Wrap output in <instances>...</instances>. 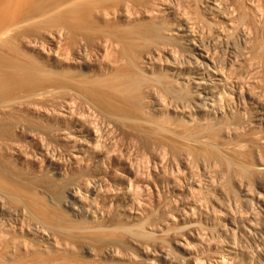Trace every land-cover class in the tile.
<instances>
[{
    "label": "bare ground",
    "instance_id": "6f19581e",
    "mask_svg": "<svg viewBox=\"0 0 264 264\" xmlns=\"http://www.w3.org/2000/svg\"><path fill=\"white\" fill-rule=\"evenodd\" d=\"M167 1H171V0H0V264H67V261L65 260V258L67 257L66 255L70 254L71 253L70 251L72 250V248L70 247V245L67 241H68V239H71V238H78L77 233L79 232V221H84V223L92 225L93 228H97V229L98 228L112 227L111 230L113 232H115L116 230H119V231L124 232L126 234L130 232L132 237L134 236L135 238H138V239H140V238L145 239V238L153 237L151 235V233L153 231L152 230H151L152 232L149 231L151 233L146 232L147 230L143 227L144 218L148 215V213L146 216L141 214L142 217L144 216L143 221L141 222V224H138L139 226H136L137 228L134 231H132L134 228L132 229V227H128V225H131L132 222L137 223V222L141 221L142 217L140 215H133L132 211L130 212V210H134L133 208H135V207L137 208V206L138 207L142 206V205L136 206V204L139 203L138 200L140 199V197L143 194L145 197V195H146L145 193H147L145 188L150 189L149 188L150 183H151L150 179L153 180L154 178H151V174H150V179L149 178L144 179V178L148 177L146 175H144V178L140 176L141 174H144V172H145V171H142V169H147L146 168L147 166H145L143 168H140L142 166H140V167L138 166L140 168V169L139 168L138 169L141 170V172H142L140 175H138L139 174L138 172H140V171H136L137 167L133 164L136 167V169H134L133 168L134 166H132V163H129L128 160L126 159L128 154L127 155L124 154V155H126V158H125V156H122L123 155L122 152H125V151L119 150V152L122 151L120 153V155L122 154L121 156L119 155V153L117 154V152H116V154H114V152H115V150L118 151V149L120 148L118 146V143L121 140L122 135L124 133H127V134L131 133L130 136H132V137H130V136L129 137L133 138V136H134L133 133L136 132L135 133V135H136V134H138L137 133L138 131L141 130V132H142V128L145 129L144 127H141V129L138 130V128L140 126H146V125L151 124L149 122H152L151 125H154L153 124L154 121H152V119H153L152 117L154 116L155 113H152L153 114L152 117L149 115L150 117H148V118H151V120H148L146 115L150 111H147V113H146V111H144L146 115L142 111L143 106L141 107V105H142L141 101H143V99H147V97H145V95H144L147 93H143L144 92L143 90H145V88H146L145 92H147L149 90V93H150L151 89H152L151 88L152 82L153 83L156 82V84H154V86H157V84H160L162 82V80L164 81V80H166V78L163 76L153 75V77L151 79H149L148 77L145 76V74H143V72L141 71V67L144 65L146 66L147 62H148V61L146 62V60H145V58H146L145 52H147V51H143V47H144L143 45H151L152 44V46H154L157 44V46L158 45L163 46V48H164L165 45L168 44V46H169V43L171 44V42L173 43V42H177V41L175 40L176 38L170 37L169 35L168 36L163 35V33L161 32V27L158 26L160 24H156L153 22L149 25H141L140 19L142 17H150L151 20H153L156 17H152L150 12H152L153 10H155L157 8H163ZM180 1H182V0H180ZM179 2H177L178 6H179ZM197 2L199 4L200 1L197 0ZM203 2H205V5H206L209 13L216 16L217 19H218V17H220L219 19H221L224 16L223 14L228 13V10L226 9L228 6L227 4L231 5V8H230L231 10L232 9H234V11L236 10V14H237V12L239 13L238 18L240 20L242 19V20L246 21L245 19H247L248 17L251 16V15H248V14H250L249 12H246V9H245L246 4H244L245 0H203ZM247 2H249V4L253 6V8H254V6L257 7L256 12H258V10H257L258 8H264V0H248ZM169 3L167 5H169ZM194 3H196V2H194ZM180 5H181V3H180ZM205 5H203V7ZM147 6L152 8V9H150L151 11H149L147 9ZM170 6L171 5H169L168 7L172 8ZM181 6H180V10H182V9L184 10V8L187 7V6H184V7L182 6L183 7L182 8ZM197 6L198 5H196V7ZM199 6H201V4ZM190 7H187L186 10H184V11L188 10V12H189L190 10L188 8H190ZM246 8H248V7H246ZM250 8L252 9V7H250ZM165 9H166V11H168L167 7ZM192 9L195 13L194 15L196 16L197 15L196 13H198V11L200 12V10H202L203 8L202 9L200 8V10L197 9L198 11H195L194 8H192ZM192 9H191V11H192ZM224 9L227 10L226 13H225ZM251 9H249V10H251ZM157 10H159V9H157ZM161 10H164V8ZM223 11H224V13H223ZM251 11H252V13L255 12V10H253V9ZM156 12H152L153 16L156 15V14H154ZM169 12L170 11H168V14H169ZM176 12L177 11H175V13ZM232 12L233 11H231L229 13L231 15V17H232V14H231ZM260 12H263V11L260 9ZM163 13L165 14L164 11H163ZM186 13H184V14H186ZM202 13L203 12H201L200 16L202 15ZM209 13H207L206 15H208ZM162 14H160V15H162ZM177 14H180V13H177ZM184 14L182 15V17H179V16H181V14L179 16L177 15V18L179 17L178 20H175V17H172L175 20V21L173 20V23H176V25H177V26L175 25L176 27L173 26L172 28H174L177 31L176 32L177 38L178 37L181 38L182 41H185L188 44V46H190L189 45L191 42V39L189 36V31H190L189 29L190 28H189L188 21L185 18H183ZM229 14L227 16H229ZM255 14H257V13H255ZM192 15H193V13H192ZM198 15H199V13H198ZM221 15H223V16H221ZM189 16L187 13V17H189ZM203 16H204V14H203ZM227 16H226V18H230V16L229 17H227ZM253 16H254V13H253ZM119 17L126 20V21H130V19H136L135 22H137V23H135L131 26H129L128 24H126V25L117 24V23L115 24L114 20H118ZM204 17L203 18L202 17H198V18L196 17L197 19L202 18V23H200L201 25L203 24ZM216 17H215V19H216ZM234 17H232V19H234ZM180 18H182V19H180ZM224 18H225V16L223 17V19ZM250 18L247 21H249L251 23L252 19H250ZM166 19H168V18H165V20ZM171 19H169V20H171ZM193 19H194V17H193ZM207 19L205 21H207ZM240 20H238V21H240ZM242 20H241V22H242ZM194 21H196V20H194ZM194 21H193V23H194ZM205 21H204V23L209 22V21L208 22H205ZM213 22H212V24H213ZM227 22H228V19H227ZM233 22H236V21L233 20ZM249 22H247V23H249ZM222 23H223V21H222ZM209 24L212 26L211 23H209ZM209 24H207V25H209ZM225 24H227V23H225ZM203 25H205V24H203ZM230 25H231V23H230ZM243 25H244V23H242L241 26H243ZM196 26H198V25H196ZM206 26H203V27H206ZM247 26H248V30H249V28L252 26V23L250 25L247 24ZM231 27H234V25ZM244 27L246 28V26H244ZM208 28H207V30H208ZM191 29H193V28H191ZM227 29L228 28L226 27L225 31H228ZM252 29H253V27H251L250 31ZM236 30H238V28ZM201 33L203 34V32H201ZM236 33L239 34L238 32H236ZM233 35H235V33H233ZM215 39H216V37H215ZM229 39L231 40V37ZM181 40H179V41H181ZM182 41H181L182 44L185 43ZM214 41H212V42H214ZM227 41H228V39H227ZM217 42L219 44V40ZM177 44H178V42L176 43V46H177ZM215 44H216V42H215ZM215 44H214V47L216 46ZM203 45H204V43H203ZM170 46L174 47L175 44L173 46L171 44ZM205 46H207V45H205ZM146 47H149V46H146ZM212 47H213V45H212ZM141 48H142V53L145 56L141 55L142 53H141V51H139V49H141ZM149 48H147V49H149ZM157 48H156V51H157ZM159 48L161 49L162 47H159ZM153 50L155 51V49H153ZM200 50H199V52H200ZM161 51H162V49H161ZM95 52L97 55H95L96 57H94V59H92V55H94ZM155 52H153V53L155 54ZM179 52H180V49H179ZM148 53H149V51H148ZM153 53H151V54L153 55ZM177 53H178V50H177ZM207 54H206V56H207ZM201 55L202 54L200 53V57L202 58V60L207 62L208 59L205 60L206 58H204ZM210 56H211V54H210ZM176 61H178V60H176ZM126 62L130 65L131 69H128V68L124 69L125 65H127V64H124ZM215 62H217V61H215ZM177 64H178V62H177ZM123 65H124V67H123ZM215 65H216V63L214 64V66ZM207 66H208V64H207ZM210 70H212V69H210ZM220 72H219V74H220ZM190 73H188V74H190ZM199 73L201 74V72H199ZM206 79H209V78H206ZM186 80H187V78H186ZM201 81H202V79H201ZM219 81H221V80H219ZM148 82L150 85H149V87L148 86L147 87L150 89L147 90V87L144 85L146 83L148 84ZM197 82L194 84H196V86L198 87V86H200V84L202 82L201 83H199V81H197ZM164 84L161 83L159 87L162 86L164 92L171 93V95H172V91L175 89H171L168 84H167L168 86L166 84L165 85ZM180 85H181V83L179 84V86ZM188 85L189 84H187V86ZM204 86H206V84ZM183 87H185V85H183ZM188 87H190V86H188ZM192 87L193 86H191V89H192ZM215 87H216V84H215ZM154 89H155V87H154ZM159 89H158V91H159ZM195 89H196V87H195ZM170 90H172V91L170 92ZM181 90H184L185 92L180 91V93H179V91L177 89L178 93H175V91L173 93L175 94L174 96H177L178 98L181 97L179 99H181L182 101L185 97L190 98L189 96L193 95L191 92H189L190 90L189 91L186 89H181ZM212 90H213V88H212ZM215 90H217V89H215ZM152 91H153V89H152ZM160 91H162V90L160 89ZM186 91L189 92L188 93L189 96L186 95L184 97L183 93L186 94L187 93ZM196 91L198 92V89H196ZM153 92H155V91H153ZM156 93H153V94H156ZM151 94H152V92H151ZM162 94L163 93H161V95ZM157 95L158 94H156L155 96H157ZM169 95H168V97H171L172 98L171 100H174L175 98H177V97L174 98V97L169 96ZM194 95L195 96L197 95L198 99H200V101L202 99L204 100L205 99L204 97H206V98L208 97L207 92H205L204 90L201 91L199 94L196 93ZM214 95H212V98ZM240 95H242V94H240ZM162 96L165 97L167 95H162ZM193 96L190 99H188V100H190V102L187 101V103H189V104L191 102H192V104L197 103V101H198L196 99L197 96L195 98ZM141 97H142V100L140 101ZM143 97H145V98H143ZM182 97H183V99H182ZM156 98H158V96ZM209 98H211V97H209ZM248 98H251V97H248ZM252 98L250 99L251 102L257 101V100H253L255 98H253V99ZM155 100L157 101V99H155ZM155 100H154V102H152L153 105L155 104ZM182 101H180V104ZM161 102H162V100H161ZM172 102L170 105H172ZM175 102H179L178 99H175ZM183 102H185V101H183ZM158 103H159V101H158ZM187 103H185V104H187ZM203 103L206 104V102H204V101H203ZM212 103L213 102H211L210 104L212 105ZM255 103H257V102H255ZM255 103H254V105H256V106L258 104L257 110L259 107L260 113L263 116L262 118H264V105H259V103H257V104H255ZM182 104L184 105V103H182ZM210 104H208V105H210ZM208 105H206L207 108H209ZM219 105H221L220 102H219ZM163 106H164V103H163ZM188 106H191V105H188ZM199 106H200V103H199ZM206 106H204V107H206ZM159 107H161V106L159 105ZM174 107H176V106H174ZM200 107L204 108L203 105H201ZM200 107H198V108H200ZM211 107L213 108V106H211ZM183 109H184V111H186V108H183ZM254 109H256V108H254ZM176 110H177V108H176ZM213 110H215V108H213ZM201 111H200V113H201ZM205 111H208V109ZM210 111H212V109H210ZM152 112H155V111H152ZM197 112H198V110H197ZM214 112H217V111H214ZM208 113H209V111H208ZM201 115H203V113ZM210 115H211V113H210ZM154 117H156V114ZM203 117H204V115H203ZM205 117L208 118L209 116L207 115ZM207 118H205V119H207ZM209 118H211V117H209ZM225 118H227V117L225 116ZM188 119H190V118H188ZM197 119H198V117H197ZM221 119H222V117H221ZM259 119H260V117H259ZM261 119L259 121L263 120V119L262 120ZM204 120H203V122H201L202 120L201 121L199 120V121L202 124H204L205 123ZM226 120L228 121V119H226ZM142 122H144V123L148 122L149 124L146 123L144 125ZM192 122H193V120H192ZM192 122H190V123H192ZM196 122H197V120L195 121L194 124H196ZM217 122H218V120H217ZM159 123H161V122L159 121ZM201 123H199V125ZM216 123H215V126H217ZM140 124H142V125H140ZM155 124H157V123H155ZM251 124L253 125V123H251ZM186 125H188V124H186ZM223 125H224V123L222 124V127H224V129L228 126V125L227 126H223ZM237 125H239V124H237ZM246 125H248V123H246ZM155 126H156V128L152 129L154 132L157 133V131L160 129L161 132L163 131V133H164V130L166 129V128L164 129L165 126L154 125V127ZM158 126H162V127L158 128ZM196 126H198V125L196 124ZM196 126L192 125L193 128H191V129L195 130L196 133L198 134L197 131L199 129H200L199 131H201V128H200L201 126L200 127L198 126V128H197L198 130L194 129V127L196 128ZM150 127H152V126H150ZM206 127H207V125H206ZM208 127H210V126H208ZM222 127L220 126L219 130L222 129ZM162 128L164 130H162ZM204 128H205V126H204ZM217 128H215V129H217ZM156 129H157V131H155ZM205 129H203V131L199 132V134L203 133L205 131ZM210 129L212 131H216V130H214V127L210 128ZM187 130H189V129H187ZM227 130H228V127H227ZM170 131H172V129L169 130L168 132L171 133ZM208 131L206 130L205 132L207 134L212 133V131L209 133H208ZM154 132H151V134ZM158 132L160 133V131H158ZM174 132H175V130H174ZM184 132H182V133L184 134ZM188 132H190V131L186 132L187 133L186 136L190 135V134L188 135ZM172 133H173V131H172ZM192 133L195 136L197 135L193 131H192ZM219 133H221V131H219ZM228 133H230V131ZM160 134L162 135V133H160ZM177 134H180V133H177ZM193 134H191L192 136L190 135V137L193 138L194 137ZM213 134H211V136ZM215 134L217 135V132ZM144 135H145V133H143V137L146 138V136H144ZM201 135H203V134H201ZM201 135H199V136L197 135V137H201ZM204 135H206V134H204ZM224 135H226V134H224ZM137 136H136V138H137ZM140 136H141V133H140ZM152 136H153V134H152ZM154 136H155V134H154ZM174 136H175V134H174ZM177 136L178 135H176V137ZM219 136H221V134ZM190 137H188V138H190ZM204 137H206V136H204ZM208 137H209V139H211L210 136H207V138ZM215 137H213L214 140L211 139L212 142L214 141V143L211 142V144H215V141H216ZM155 138L157 139L158 137H155ZM165 138H169V137L167 136ZM192 138H190L189 140H191ZM207 138H205V141ZM134 139L135 138H133V140L130 139V141H135ZM140 139H141V137H140ZM160 139H158V140H160ZM162 139H163V137H162ZM234 139H236V138H234ZM144 140H143V143H144ZM147 140L150 141L149 139H147ZM182 140H184V139L182 138ZM194 140H196V139H194ZM194 140L192 139L191 141H194ZM199 140L200 139H198V141ZM211 140H209V142H207V143L210 144ZM13 141L16 142L17 144L12 145L10 148V151L8 153L4 149V147H5L6 143H12ZM23 141L25 142L24 144H28V143H31V145L35 144L37 151H38V152L37 151L36 152L39 155L38 158H41V159L39 161V159L34 156L36 152L33 154V157H35L36 161H39V162H36L34 159H32V156L30 155L31 150L30 151L27 150L28 152H30L29 156L26 153H25L26 155H23V152L22 153L20 152L21 150H19V146H20L19 144L22 143ZM240 141H239V143H241ZM253 141H257V139L252 140V144H253ZM26 142H28V143H26ZM145 142H147V141H145ZM155 142H157V141H155ZM244 142H247V141H244ZM194 143H193V145H195L197 142L195 144ZM204 143L202 145H204ZM144 144H146V143H144ZM228 144H230V143H228ZM237 144L238 143H236V145ZM217 145L219 146V144H217ZM221 146H222V144H221ZM34 147H31V148L34 149ZM58 147L61 148L60 149L61 151L64 150L63 152H65L66 157H68V158H66L68 161L66 159L64 160L66 166L69 167L68 170H66L65 167L62 166L63 165L62 164L63 159L61 158L62 161H60L61 159H59L60 155L63 152L60 154V153H57L56 151H54V152L51 151V148L56 149ZM186 147H187V144H186ZM206 147H208V145ZM215 147H217V146H215ZM59 148L57 151H59ZM210 148H214L213 145ZM202 149H203V147H202ZM235 149H236V147H235ZM240 149H238V151H237V149H236V151L232 149V151H233V153L236 152V154H237V152H239ZM214 150H216V149H212V151H214ZM126 151H127V148H126ZM210 151H211V149H210ZM242 151H243V149H242ZM247 152L246 153L244 152L243 154L247 155ZM228 153H229V150H228ZM233 153L230 152V154H233ZM216 154H218V150H217ZM221 154H222V152H221ZM243 154H242V156H244ZM114 155H119L117 157H120L121 159H123L124 162H125V160H127L126 161L127 163L126 162L122 163V160L120 159L121 160L120 161L119 158L117 159V157ZM218 155H220V153ZM215 156H217V155H215ZM222 156L223 155H220L219 158ZM238 156H240V155H238ZM224 157L225 156H223V159H225ZM226 157H228L227 154H226ZM124 158H125V160H124ZM200 158H202V157H200ZM219 158L217 156L215 158V160L216 159L219 160ZM223 159H221V160H223ZM66 161H67L68 165H67ZM224 161H226V159ZM227 161H226L227 163L231 162L230 159H228ZM32 163H36V166ZM232 163H233V160H232L231 164ZM126 164L127 165L129 164V165L126 166ZM130 164H131V166H130ZM231 164H229V165H231ZM235 164H233V165H235ZM240 165H238L239 168H240ZM241 166H243V165H241ZM62 167H64V169ZM148 167H149V165H148ZM243 167H246V166H243ZM243 167H241V168L243 169ZM241 168L238 169V171H240ZM243 170H245V172H246V169H243ZM243 170H241V171L244 174L245 172ZM249 170H251V169H249ZM262 170H263L262 172H264V169H262ZM112 172L114 175L117 172L125 173V175L122 174L124 176V178H122V182H120V184H118L119 182L117 183V181L114 182V183L118 184L116 188L114 186L115 192H117L116 198L118 196H119V198H123L124 202H125L124 203L125 207L127 206V209H123V212L126 211L124 213H119L121 211L120 210L118 211V209H120L119 207H121V204L119 205L118 200H121V199H117V200L111 199L112 196H108V194H111V193H112L111 195L114 194L112 192L113 191L112 190L113 183L111 182L112 188H110L111 185L110 186L108 185L109 181H111L112 178H115V176H113ZM146 172L150 173L149 169L146 170ZM160 172L161 171H159V173ZM157 173H158V171H157ZM117 174L120 175V173H117ZM245 174H247V173H245ZM163 175H165V173ZM247 175H245L246 178H248ZM117 177H119V176H117ZM160 177L162 179V173H161ZM243 178H245V177L243 176ZM169 179H167V180H169ZM262 179L263 178H261L260 180H262ZM163 180H160V181L162 182ZM167 180L163 181V182L167 183ZM171 180H173V179L171 178ZM244 180L247 181L246 179H244ZM240 181L242 182V180H240ZM155 182L158 183L159 181L156 180ZM155 182H154V184H155ZM253 182H254V180H253ZM156 184H155V186H157ZM234 184H236V183H234ZM238 184H239V182H238ZM238 184L234 185V187L237 186ZM261 184L263 185V183H261ZM169 185L170 184L168 181L167 186H169ZM246 185H249V184L246 183ZM262 185H261V188H262ZM152 186L153 185H151V187ZM155 186H153L152 188H154ZM172 187H175V186H172ZM108 188L111 189L110 190L111 193H108L109 192ZM239 188H241V187H239ZM144 189H145V193H143ZM148 189H147V191L149 192ZM154 189L156 191L158 188L157 189L154 188ZM242 189H243V187H242ZM155 191H153V192L155 193ZM153 192H152V194H153ZM141 193H143V194H141ZM157 193H158V191H157ZM249 194H253V193H249ZM148 195H150V192ZM158 195H160V192ZM218 195H219V193H218ZM236 195H238V194L236 193ZM152 196H148V197L152 198ZM233 196H234V193H233ZM253 196H255V195H253ZM137 197L139 199H137ZM154 197H156V196H154ZM246 197H247V193H246ZM62 198L65 199V200H62L64 207L68 208V210L70 209V212H71L70 215L73 217V219L71 221L66 222V223L63 222L62 217L57 214V211H56L55 207L53 206V203L55 201L60 200ZM113 198H114V196H113ZM141 199H143V197H141ZM231 199H234V198H231ZM254 199H255V197H254ZM136 200L138 203L136 202ZM248 200H245V201H248ZM139 201H141V200H139ZM259 201H260V198H259ZM241 202H243V201L241 200ZM252 203H253V200L250 201V203H248V204L251 205ZM254 203H255V201H254ZM140 204H141V202H140ZM142 204H144V203H142ZM244 205H247V204H244ZM259 205H258V207H260ZM263 205H264V203H263ZM139 208L141 211H143V209H141V207H139ZM127 210L129 211V213H127L128 212ZM137 210H138V208H137ZM181 211H183V209ZM135 212H137V211H135ZM138 214H140V212H138ZM253 214H254V212H253ZM222 215H223V213H222ZM226 218H228V217H226ZM239 220H241V219H239ZM6 222H12L13 223L11 228L7 227ZM251 223L248 226H252ZM233 225H235V224L233 223ZM241 227H240V229H242ZM244 228H245V230H248V229H246V227H244ZM244 228L242 230H244ZM249 228H251V227H249ZM263 228H264V225H263ZM156 229H159V228H156ZM255 229H256V227H255ZM163 232L164 231L162 230V233ZM231 232H232V230H231ZM235 232H237V231H235ZM155 233H157V232L155 231ZM160 233H161V231H160ZM246 234L248 235V233H246ZM154 235H156V234H154ZM250 236H252V235H250ZM31 237L32 238L35 237V239H36V237H37V239L39 238L42 245L41 246L39 245L38 247H36L37 244L36 245L34 244L35 247H31V246L27 245V243H26L27 239L26 238H31ZM245 237H247V236H245ZM24 239L26 242L24 241ZM196 240H198V239H196ZM228 240H230V239H228ZM112 241H114V240H112ZM37 242H38V240H37ZM201 242H203L202 239H201ZM230 242H232V241H230ZM38 244H40V243H38ZM198 245H200V244H198ZM227 245H229V244H227ZM32 246H33V244H32ZM119 246H121L120 242L110 243L107 245L108 249H106L102 255H96V257L97 256H101L104 258L116 257L115 254L118 250L117 247H119ZM135 246H136V250H137V253L139 254V256L145 260L144 261L145 264H155L156 262H157V264L158 263L159 264H171L170 261H172L173 258H175L174 256H172V254L170 256V252L168 250H167V252H165V251L161 252L160 251L161 253H158V254L155 250V252L157 254V259H155L156 256H155V258L153 257V252H149L150 249L148 250V248L144 247L141 243H137V245H135ZM230 248H232V247H230ZM179 250H181V249H179ZM67 252H70V253H67ZM187 252L181 253L183 255V258H184L183 261H180L177 258L176 259L177 261L174 259L175 262L180 261V262H183L182 264H196L194 258L193 257L191 258V256L188 255L189 252L188 253ZM84 253L89 255V256L95 257V254H94L95 251L89 245L85 246ZM150 253H152V254H150ZM170 257H171V259H170ZM174 264H177V263H174ZM179 264H181V263H179Z\"/></svg>",
    "mask_w": 264,
    "mask_h": 264
},
{
    "label": "rangeland",
    "instance_id": "374dc122",
    "mask_svg": "<svg viewBox=\"0 0 264 264\" xmlns=\"http://www.w3.org/2000/svg\"><path fill=\"white\" fill-rule=\"evenodd\" d=\"M179 1L180 0L167 1L165 3V6L163 7L164 10H161L163 8H157L159 10L155 9L152 11V12L157 11L156 13H154V14H156L155 16H153V13L150 12L152 17H156L153 20H151L150 17H142L140 19L141 25H149L153 22L156 24H160L158 26L161 27V32L163 33V35H165V36L169 35L170 37L176 38L175 40L178 42L177 46H176L177 42H173L176 46V47L174 46L175 48L170 46L171 44H172V46L174 45L172 42H171V44L169 43V46H168V44L165 45V47H164L165 49L163 48V46L158 45L159 47H162L161 48L162 51L157 46V44L156 45L153 44L155 47L152 46V44L151 45H143L144 46L143 51H147V52H145L146 56L142 53V48L139 49V51H141V53H142L141 55L142 56L144 55L146 57L145 58L146 62L148 61L146 66L144 65L141 67V71L143 72V74H145V76L148 77L149 79H151L153 77V75L163 76L166 78V80H164V81L162 80L161 83L162 84L165 83L166 85L168 84L171 89H175L173 91L170 90V92L172 91V95H171V93H168V92H167L168 93L167 94L166 92L163 91L162 86L159 87L161 83L157 84V86H154V84H156V82L155 83L152 82L151 88L155 92H153L151 89V92H152V94H151V92L149 93V90H148V89H150V88H148L150 85L148 82V84L146 83L144 85L146 87L148 86L147 87L148 91L145 92L146 91L145 87H144L145 90H143L144 91L143 93H147V94H144L145 97H147V99H143V101H141L142 97L140 98V101L142 104L141 107L143 106L142 107L143 113L145 114L144 111H146V113H147V111H150V112H148L147 115L145 114L147 116V118L150 116L152 117L153 116L152 113H155L156 117H154L155 114L152 117L154 119V120L152 119V121H154L153 124L154 125H163V126H165L164 129L165 128L166 129L164 130L162 128V130H164V133H163V131L161 132L160 129L158 130V131H160V133H162V135H161L157 131V129L161 128L162 126H158V128L155 130V131H157V133H156L152 130V129L156 128V126L154 127V125H151L152 122H149L151 124L146 122L149 125L140 126L138 128V130L141 129V127L145 128V129L142 128V132H141V130L137 132L139 135L138 134L135 135L136 132L133 133V135L135 136V137L133 136V138H135L134 139L135 141H130V139L133 140V138H130V137H132V136H130L131 133H128V134L124 133L122 135L121 140L118 143V146L120 148L118 147L119 148L118 151L115 150V152H114V154H116V152H117V154L119 153V155H120V153L122 151H125L126 153L122 152L123 155L122 154L121 155L125 156V158H126V155L128 154L126 159L128 160L129 163H132V166L135 165L137 167V169L140 166H142L140 168L147 166L146 167L147 169H142V171H145L144 174H141L142 172H141V170H139L140 168L137 170L136 167L134 166L133 168L136 169V171H140V172H138L139 173L138 175L141 174L140 176L143 178H144V175H146L148 177L145 176L146 178H144V179H147V178L150 179V174H151V178H154L153 179L154 181L152 179H150L151 180L150 181L151 183L149 186L150 189L145 188L147 193H145V189H144L143 193H145L147 196L145 195V197H144V194L141 193V194H143L141 196V197H143V199H141L140 196H139L140 199L137 197V199H139L141 201L138 200V202H139L138 203L136 200V202L138 203V204H136V206L142 205L139 207H141V209H143V211H141L138 206H137V208L139 211L137 210L136 207L133 208L134 210H130V212L132 211L133 215H140L141 216V214H143L144 216H146L147 213H148V215L145 218H144V216L143 217L141 216L142 217L141 221H139L137 223L132 222L131 225H128V227H132V229L134 228L132 230V231H134L137 228L136 226H139L138 224H141V222L143 221V218H144L143 227L147 230L146 232H149L152 230L153 232L152 231L151 232L153 234L151 232H149V233H151V235L153 237L145 238V239H143V238L138 239V238H135L134 236L132 237L130 232L127 234L124 232H121L119 230H116L115 232H113L111 230L112 227L98 228L97 229V228H93L92 225L84 223V221H79V232L77 233L78 238H71V239H68V241H67L69 243L70 247L72 248V250L70 251L71 253L67 252L70 254L66 253L67 257L64 255L66 257L65 260L67 261V264H145V262H144L145 260L143 258H141L139 256V254L137 253L136 246H135V245H137V243H141L144 247L148 248V250L150 249L149 252H153V257L155 258V256H156L155 259H157L158 253H161L162 251L167 252V250H168L170 252V256L172 254V256L175 257V258L172 257L173 258L172 261L169 260L171 264H174V263H177V264L181 263L182 264L183 262H180V261H183L184 258H183V255L181 253L187 252V251L189 252V253L187 252L188 255H190L191 258L192 257L194 258L196 264H264V228H263V225H264V211H263L264 210V205H263V203H264L263 202L264 201V199H263L264 198V193H263L264 192V189H263L264 188V172H262L263 171L262 169H264V118H262L263 116L260 113L259 107L257 110V106H258L257 103H259V105H264V40H263L264 39V37H263L264 36V15H263L264 14L263 13L264 8H258L257 9L259 12L258 13V12H256L257 7L254 6V8H253V6L250 5L249 2H247L248 0L247 1L245 0L244 4H246L245 6L248 7V8L245 7L246 12H249L250 14H248V13L247 14L251 15L250 16L251 18L248 17L245 20L247 21L249 18L252 19L251 20V23H252L251 27H253V29L250 31L251 27L249 26L250 28L248 30L247 24L250 25L251 23L249 21H247V22H249V23H247L246 21H244L242 19H241L242 20V22H241V20L238 18L239 13L237 12V14H238L237 15L236 10L235 11H234V9L231 10L230 4H227L228 6L226 8L228 10V13H226L227 12L226 9H224L226 14H223L224 11L222 13L225 16V18L223 19L224 16L221 15L223 17L221 19H219L220 17H218V19H217L216 16L209 13V11L207 10V7L205 5V2H203V0H198V1H200L199 4H198L197 0L196 1L195 0H192V1L191 0H185V1L182 0L180 2ZM193 1L196 3H194ZM177 2H179V6H178ZM168 3H169V5H171L170 7H172V8L168 7L169 6V5H167ZM180 3L183 7L184 6L190 7L191 6L190 8L191 9L194 8L195 11L200 10V8L201 9L205 8L206 10L202 9L203 11L202 10H200V12L198 11L199 15H198V13H196L197 15L195 16L193 9L191 11V9L188 8L190 10L189 12H188V10L184 11V10H186L187 7L184 8V10H183L182 9L183 7L180 5ZM195 4L198 6L201 4L202 7L197 6L198 7L197 8ZM203 5H205V6L203 7ZM180 6L182 7L181 8L182 10H180ZM166 7H167V10L170 11L171 13L169 12V14H168V11H166V9H165ZM250 7H252V9L255 10V12H253L254 16H253V13L251 11L252 9ZM147 9L149 11H151L150 9H152V8L147 6ZM229 9L234 12V13L233 12L231 13L232 17L237 16L236 18L234 17V19H232L231 15L229 14L231 12ZM249 9H251V10H249ZM260 9L263 12H260ZM163 11L165 12V14L163 13ZM175 11H177V12L175 13ZM158 12L159 13L161 12L160 14H162V13L163 14L160 15ZM186 12L188 13V16L190 15L192 18L190 16L187 17ZM201 12H203V13L200 16ZM177 13H180L181 16H179L180 14H177ZM182 13L183 14L186 13V14H184L183 18H185L188 21L189 28H190L189 29L190 30L189 36L191 39V42L189 44L190 46H188V44L185 41H182L181 38H179V37L177 38V34H176L177 31L174 28H172L173 26L174 27L177 26L176 23H173L174 18H172V17H175V20H178L179 17H182V15H183ZM192 13H193V15H192ZM207 13H209L211 16L209 14H208L209 16L206 15ZM255 13H257V14H255ZM203 14L205 17L203 16ZM228 14H229L230 18H226V16ZM177 15L179 16L178 18H177ZM229 16H227V17H229ZM193 17H194V19H193ZM196 17L197 18L198 17H202V18L204 17V19L205 18L206 19L208 18V19H207V21H205L206 19L205 20L203 19V24H205V25H203V24L201 25L200 23H202V18L197 19ZM215 17H216V19H215ZM165 18H168V19L165 20ZM169 19H171V20H169ZM180 19H182V18H180ZM227 19H228V22H227ZM237 19L240 21H238ZM194 20H196L197 22ZM233 20H235L236 22H233ZM135 21H136V19H130V21H126V20L119 17L118 20H114V23L115 24L116 23L117 24H123V25L128 24L129 26H131V25L137 23ZM193 21H194V23H193ZM204 21L205 22L209 21V22L204 23ZM222 21H223V23H222ZM212 22H213V24H212ZM224 22L227 23L228 25L225 24ZM209 23H211L212 26ZM230 23H231V25H230ZM242 23H244L243 26H241ZM207 24H209L211 27ZM196 25H198V26H196ZM233 25H234V27L235 26L236 27L235 28L231 27ZM203 26H206L207 28L209 27L212 31L209 28L207 30V28L203 27ZM244 26H246V28ZM226 27L228 28L227 29L228 31H225ZM191 28H193V29H191ZM237 28H238V30H236ZM201 32H203V34ZM236 32H238L239 34H237ZM233 33H235V35H233ZM215 37H216V39H215ZM230 37H231V40L229 39ZM227 39H228V41H227ZM179 40H181L182 42H185L186 44L185 43L182 44L181 41H179ZM216 40L217 41L219 40V44ZM212 41H214V42H212ZM215 42H216V44H215ZM203 43H204V45H203ZM214 44L216 45L215 47H214ZM205 45H207L208 47ZM212 45L214 48L212 47ZM146 46H149L151 49L149 47H146ZM147 48H149V49H147ZM156 48H157V51H156ZM171 48L172 49L174 48V49L172 50ZM178 48L180 49V52H179ZM153 49H155L156 52ZM177 50H178V53L180 55L177 53ZM199 50H200V52H199ZM148 51L150 54L155 52L156 55L154 53H153V55L152 54L150 55L148 53ZM200 53L202 54L201 56L206 58L205 60L208 59L207 62L202 60V58L200 57ZM209 53L211 54V56L213 58L210 56ZM206 54H207V56H206ZM95 55H97L96 52L94 53V55H92V59H94V57H96ZM176 60H178V61H176ZM215 61H217V62H215ZM177 62H178V64H177ZM206 63L208 64V66ZM215 63H216V65L214 66ZM124 64H127V65H125V67L123 65L124 69L125 68L131 69L130 65L127 62ZM204 66L206 68L207 67L208 68L206 69ZM210 69H212V70H210ZM199 72H201V74ZM219 72H220V74H219ZM188 73H190V74H188ZM186 78H187V80H186ZM206 78H209V79H206ZM201 79H202V81H201ZM219 80H221V81H219ZM197 81H199V83L204 82L203 84L204 85L206 84V86H204L201 83L200 84L201 87L198 86L199 87L198 88L196 86V84H194ZM180 83H181V85L179 86ZM182 84L185 85L186 88L183 87ZM187 84H189L188 86H190V87H188ZM215 84H216V87H215ZM191 86H193L194 88L192 87V89H191ZM154 87H155V89H154ZM195 87H196V89H198V92L196 91ZM159 88L162 91H160ZM176 88L178 89L179 93H180V91H184L181 89H186L188 91L190 90L189 92H191L193 95L196 93L199 94L201 91L204 90L205 92H207L208 97L207 98L204 97L205 98L204 100L202 98L201 99L204 102H206V104L203 103L202 100L200 101V99H198L197 95H196L197 96L196 99L198 100L197 101L198 104L197 103L192 104V102L190 104L187 103V101L190 102V100H188V99H190L193 96V95L189 96V94H188L189 92H187V91H186L187 92L186 94L183 93L184 97L187 95L190 98L185 97L186 99L184 98L185 99L184 100L182 97L183 101H185V102H183L181 99H179L181 97L178 98L177 96H174L175 95L173 93L174 91H175V93H178ZM212 88H213V90H212ZM158 89L160 92L158 91ZM215 89H217V90H215ZM153 93L158 94L157 95L158 98H156L157 97V96H155L156 94H153ZM161 93H163L162 95H167V96H165L166 98L164 96H162ZM240 94H242V95H240ZM168 95L172 96L174 98L177 97L175 99H178L179 102H175V99L171 100L172 98L168 97ZM212 95H214L213 98H212ZM196 96L194 95L193 97L195 98ZM145 97H143V98H145ZM209 97H211V98H209ZM248 97L255 98V99H253V98L252 99L257 100V101H255L257 103L251 102L250 101L251 98H248ZM155 99H157V101ZM207 99L208 100L212 99V100L208 101ZM154 100H155V104L153 105L152 102H154ZM161 100H162V102H161ZM158 101H159V103H158ZM180 101H182L181 104L184 103V105L183 104L181 105ZM171 102H172V105H170ZM209 102L210 103L213 102L212 105ZM219 102L221 103V105H219ZM163 103H164V106H163ZM185 103H187V104H185ZM199 103H200V106L203 105V107L208 105V104H210V105H208L209 108H207V106L202 108L199 106ZM254 103L257 104V106L254 105ZM195 104L200 108H198ZM159 105L161 107H159ZM188 105H191V106H188ZM174 106H176V107H174ZM211 106H213V108H215V110H213V108ZM176 108H177V110H176ZM183 108H186V111H184ZM254 108H256V109H254ZM200 109L201 110L203 109L204 111L203 110L201 111ZM207 109H208L209 113H208V111H205ZM210 109H212L213 112L210 111ZM197 110H198V112H197ZM199 110L201 111V113ZM152 111H155V112H152ZM214 111H217V112H214ZM202 113H203L204 117L208 115L211 118L205 117V118H207V119H205L203 117V115H201ZM210 113L212 116L210 115ZM195 115L198 117V119ZM224 115L227 118H225ZM220 116L222 117V119ZM259 117H260V119L262 118L263 120L261 119L262 121H259L260 120ZM188 118H190V119H188ZM224 119L225 120L228 119V121L226 120L227 121L226 122ZM148 120H151V118H148ZM192 120H193V122H192ZM194 120L195 121L197 120L196 124L199 127L201 126L200 127L201 131H203V129L206 128L205 131L209 130L208 131V133H209L212 131L210 128H213V127H214V130H216V131H212L211 134L214 133L212 136H211V134H207L205 131H204L205 133L203 132V133L199 134V132H201V131H199L200 129L199 130L197 129L198 126H196V124H194L195 123ZM199 120L200 121L202 120L201 122H203V120H204L205 123L207 122L208 124L207 123L202 124ZM217 120H218V122H217ZM159 121L161 123H159ZM190 122H192V123H190ZM214 122L218 123V124L216 123L217 126H215ZM250 122L253 123V125ZM142 123L144 125L146 124L144 122H142ZM155 123H157V124H155ZM199 123H201V124L199 125ZM223 123H224L223 126L228 125L227 126L228 130H227V127L225 129H224V127H222ZM246 123H248V125H246ZM186 124H188L189 126ZM237 124H239V125H237ZM140 125H142V124H140ZM192 125L196 126V128L194 127V129L198 130L197 131L198 134L196 133L195 130L191 129V128H193ZM206 125H207V127H206ZM219 125L222 127V129H220V130H219V128H220ZM150 126H152L153 128ZM204 126H205V128H204ZM208 126H210V127H208ZM215 128H217L219 131H221V133H219V131ZM168 129L169 130L172 129L173 133H172V131H170L171 133H169ZM187 129H189V130H187ZM174 130H175V132H174ZM191 130L195 134H197L198 136L201 134H203V135H201V137H197V135L195 136ZM226 130L228 132L230 131V133H228ZM187 131H190V132H188V135L193 134L194 137L192 138V137H190V135L186 136ZM151 132H154V133H152L153 136H152ZM182 132H184V134ZM216 132H217V135L215 134ZM140 133H141V136H140ZM143 133H145L144 136H146V138L149 139L150 141H148L145 137H143ZM177 133H180V134H177ZM154 134H155V136H154ZM174 134H175V136H174ZM204 134H206V135H204ZM220 134H221V136H219ZM224 134H226V135H224ZM176 135H178V136L176 137ZM136 136H137V138H136ZM167 136L169 138H165ZM204 136H206V137H204ZM207 136H210L212 140H214L213 137L216 136L215 137V139H216L215 144H211L212 140L209 139V137L207 138ZM140 137H141V139H140ZM155 137H158V138L156 139ZM162 137H163V139H162ZM188 137L192 138L193 140L196 139L197 141L196 140L191 141L192 139L189 140L190 138H188ZM182 138L184 140H182ZM205 138H207L206 141H205ZM234 138H236V139H234ZM158 139H160V140H158ZM198 139H200V140L198 141ZM208 139L211 140L210 141L211 145L209 143H207V142H209ZM256 139H257V141H253V144H252V140H256ZM143 140H144V143H146V144L143 143ZM154 140L157 142H155ZM145 141H147V142H145ZM239 141L241 143H239ZM244 141H247L248 143L244 142ZM24 143L25 142L23 141L22 143L19 144L20 145L19 150H21L20 152L21 153L23 152V155L28 154V156L31 152L30 155L32 156V159H34L36 161V158H38L39 155L37 153L38 151H37L35 144H33L35 146L34 147L33 145H31V143L26 142L29 145L24 144ZM193 143L195 145H193ZM203 143H204V145L205 144L206 145L205 146L202 145ZM212 143H214V141ZM228 143H230V144H228ZM236 143H238V144L236 145ZM16 144L17 143L14 141L12 143H6L4 149L9 153L11 146L16 145ZM186 144H187L188 148L186 147ZM217 144H219V146ZM221 144L223 147L221 146ZM242 144L243 145L245 144L244 145L245 147ZM207 145H208V147H206ZM212 145L214 148H210V147H212ZM215 146H217L218 148ZM31 147H34V149ZM202 147H203V149H202ZM235 147H236L237 151H238V149L241 148L240 149L241 151L239 150V152H237V154H236V152L233 153V151H232V149L236 151ZM58 148H56V149L53 148L54 150L51 148V151H53V152L56 151L57 153L61 154L64 150L61 151L60 150L61 148H59V151H57ZM126 148H127L128 152L126 151ZM210 149H211V151H210ZM212 149H216V150L212 151ZM242 149H243V151H242ZM27 150H29V151L31 150V151L28 152ZM119 150H122V151L119 152ZM217 150H218V154L220 153V155L225 156L224 158L226 159V161L228 159H230L231 162L233 160V163L231 164V162L227 163L228 161L227 162L224 161L225 159H223V156L220 157L221 159H223V160H221L219 158L220 155L216 154ZM228 150H229V153H228ZM221 152H222V154H221ZM230 152L233 153L234 155L230 154ZM244 152L245 153L247 152V155L243 154ZM34 153H35L34 156L36 158L33 157ZM65 154L66 153L63 152L60 155L59 159H61V158L63 159V161H62V159L60 160L63 162V163L61 162L63 164V165L62 164L61 165L64 166L66 170H68L69 167L66 166L65 161H64L68 157H66ZM124 154H126V155H124ZM226 154L228 157H226ZM242 154L246 158L244 156H242ZM119 155H114V156L117 157ZM215 155L218 156L219 160L218 159L215 160V158L217 157ZM238 155H240V156H238ZM197 156L198 157L200 156L203 159L200 157L198 158ZM118 158H119V160L121 159L120 157H117V159ZM125 158H124V160H125ZM38 159L40 161L41 158H38ZM121 160H122V163H125L127 161V160H125V162H124L123 159H121ZM39 161H36V162H39ZM67 161H66V163H67ZM32 164H34L36 166V163H32ZM229 164H231V165H229ZM233 164H235L236 166ZM240 164L243 166H246V167H243ZM67 165H68V163H67ZM128 165L126 164V166H128ZM148 165H149V167H148ZM238 165H240V168L243 167V169H246V172H245V170H243L241 168V170H243L248 175L245 173L243 174V172L241 170L238 171V169H240L238 167ZM130 166H131V164H130ZM64 167H62V168L64 169ZM148 169H149L150 173L146 172V170H148ZM249 169H251V170H249ZM157 171H158V173H157ZM159 171H161V172L159 173ZM117 173H120V175H118ZM117 173H115V175H114L112 172V174H113V176H115V178H112L113 181L110 179L111 181H109V184H108L109 186L111 185L110 188H112V183H113V188H114V186L116 188L117 185L120 184V182H122V178H124L123 175H125V173H123V172L122 173L117 172ZM161 173H162V179L160 177ZM164 173H165V175H163ZM245 175H247L248 178H246ZM117 176H119V177H117ZM243 176L245 178H243ZM171 178L174 181L171 180ZM261 178H263V179L260 180ZM155 179L157 181H159L158 182L159 184L157 182H155L156 181ZM167 179H169V180H167ZM244 179H246L247 181H245ZM160 180H163V181L167 180V183L163 182V181L161 182ZM240 180H242V182ZM253 180H254V182H253ZM116 181H117V183L118 182L119 183L118 184L114 183ZM168 181L170 184L169 186H167ZM154 182H155V184L157 183L156 184L157 186L158 185L159 186L158 187L155 186ZM238 182H239V184H238ZM234 183L238 184L239 186L237 185L234 187V185H236ZM246 183L249 184L250 186L246 185ZM261 183H263V185ZM151 185L155 186L154 188H156V189L157 188L158 189L160 188V189L159 190L157 189L155 191V189L152 188L153 186L151 187ZM171 185L175 186V187H172ZM261 185H262V188H261ZM239 187H241V188H239ZM242 187H243V189H242ZM110 188H108L109 189L108 193H111ZM113 188H112V190H113L112 192L114 194L111 195L112 194L111 193V194H108V196H112L111 199H116V200L121 199V200H118L119 205L121 204V207H119L120 209H118V211L120 210L121 212H119V213H124L126 211L123 212V209H127V206L125 207V204H124L125 203L124 199L119 198V196L116 198L117 192H115V188L114 189ZM147 189L149 190L150 195H148L149 192L147 191ZM151 191L152 192L155 191V193L153 192V194H152ZM157 191H158V193H157ZM159 192H160V195H158ZM245 192L247 193V197H246ZM218 193H219V195H218ZM233 193H234V196H233ZM236 193L238 195H236ZM249 193H253V194H249ZM253 195H255V196H253ZM113 196H114V198H113ZM148 196H152V198L148 197ZM154 196H156V197H154ZM254 197L256 200L254 199ZM231 198H234V199H231ZM259 198H260V201H259ZM62 200H65V199L62 198L60 200L55 201L53 203V206L55 207L57 214L62 217L63 222L66 223V222L71 221L73 219V217L70 215L71 214L70 209L68 210V208L64 207ZM241 200L243 202H241ZM245 200H248L249 202L245 201ZM252 200H253V203L251 204L252 205L251 206L248 203H250V201H252ZM254 201H255V203H254ZM140 202H141V204H140ZM142 203H144V204H142ZM244 204H247V205H244ZM258 205L260 207H258ZM182 209H183V211H181ZM135 211H137V212H135ZM138 212H140V214H138ZM253 212H254V214H253ZM127 213H129V211ZM222 213H223V215H222ZM226 217H228V218H226ZM239 219H241V220H239ZM233 223L235 225H233ZM250 223L252 224L253 227L248 226ZM6 224H7L8 228L9 227L11 228L13 223L12 222H6ZM239 226L240 227L242 226L241 227L242 229L244 227H246V229H248V230L250 229V230L248 231V230H245V228H244V230H245L244 231V230L240 229ZM249 227H251V228H249ZM255 227H256V229H255ZM156 228H159L160 230L156 229ZM161 229L164 231L163 232L164 234L162 233ZM231 230L233 233L231 232ZM155 231L157 233H155ZM160 231H161V233H160ZM235 231H237V232H235ZM246 233H248V235ZM154 234H156V235H154ZM250 235H252V236H250ZM245 236H247V237H245ZM31 238H26L27 242L24 239V241L27 243V245H29L31 247H35L34 244L35 245L37 244L36 247H38L39 245L40 246L42 245L39 238L37 239V237H36L38 242L35 239V237H33L32 239ZM196 239H198V240H196ZM201 239L203 240V242H201ZM228 239H230V240H228ZM112 240H114V241H112ZM230 241H232V242H230ZM118 242L121 243V246L117 247L118 250L115 254L116 257H112V258H110V257L104 258L101 256L96 257V255H102L105 252V250L108 249V247H107L108 244L118 243ZM225 242L229 245H227ZM38 243H40V244H38ZM32 244H33V246H32ZM198 244H200V245H198ZM86 245H89L93 248V250L95 251V253H94L95 257L89 256V255L84 253V248ZM229 246L232 248H230ZM179 249H181V250H179ZM155 250H156L157 254H156ZM150 254H152V253H150ZM177 258L180 260V261L178 260L179 262H175V260ZM170 259H171V257H170ZM155 264H157V262Z\"/></svg>",
    "mask_w": 264,
    "mask_h": 264
}]
</instances>
